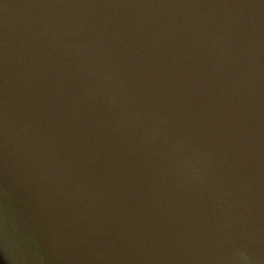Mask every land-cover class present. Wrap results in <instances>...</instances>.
Masks as SVG:
<instances>
[{"label":"water","instance_id":"95a60500","mask_svg":"<svg viewBox=\"0 0 264 264\" xmlns=\"http://www.w3.org/2000/svg\"><path fill=\"white\" fill-rule=\"evenodd\" d=\"M0 264H264V0H0Z\"/></svg>","mask_w":264,"mask_h":264}]
</instances>
